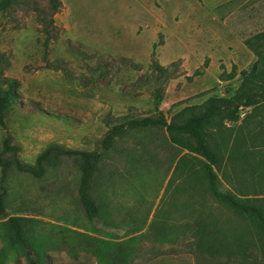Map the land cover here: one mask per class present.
<instances>
[{
  "label": "rangeland",
  "instance_id": "obj_1",
  "mask_svg": "<svg viewBox=\"0 0 264 264\" xmlns=\"http://www.w3.org/2000/svg\"><path fill=\"white\" fill-rule=\"evenodd\" d=\"M58 1L47 40L38 22L44 1L21 0L0 12L2 74L18 84L0 147L8 138L29 164L48 146L99 150L120 118L156 116L155 88L167 120L183 119L185 108L209 96L229 98L255 60L244 40L264 31V0ZM154 62L167 72L154 71ZM233 68L235 77L224 79ZM250 110L240 109V118ZM254 115L242 123L241 138L227 137L238 122L222 117L223 134L206 142L217 155L219 187L256 198L264 210V108ZM125 138L91 188L103 206L100 220L84 218L79 174L66 161L40 178L14 170L6 176L0 234L8 217L22 218L24 238L43 264H264V236L188 175L190 156L175 155L161 139L165 132ZM136 138H151L140 157ZM196 233L215 258L197 259ZM237 245L242 257L225 260L222 248ZM17 259L8 251L0 264H25Z\"/></svg>",
  "mask_w": 264,
  "mask_h": 264
},
{
  "label": "trees",
  "instance_id": "obj_2",
  "mask_svg": "<svg viewBox=\"0 0 264 264\" xmlns=\"http://www.w3.org/2000/svg\"><path fill=\"white\" fill-rule=\"evenodd\" d=\"M45 2V13L38 12V22L43 28L46 40L50 35V27L52 26L51 15L59 7L58 0H42ZM21 4V0H0V12L7 13ZM244 46L255 58L254 62L249 66L248 70L239 72V84L233 90L229 98H216L209 96L205 100V104L200 107H187V115L183 119H176L172 116L169 120L165 119L161 110L158 108L161 101L162 93L160 88H155L153 92L152 108L156 116H147L143 118H120L121 122L113 124L100 140V149L96 151L84 152L71 149H64L59 146H48L40 152L34 159L32 164L21 162L16 155V147L9 145L8 138L1 140L0 147V183L4 181L6 176L12 170L29 174L33 178H40L46 170L55 169L63 163H70L78 171V183L76 195L78 203L81 207L84 218L89 221H98L101 219L103 206L99 200L91 195V188L96 180L101 179L105 169L111 166L113 155L119 150V144L126 140L125 137H134L135 135L148 136L155 131H163L168 138H161L163 143L176 150L175 155L179 154V150L185 151L190 156L191 164L188 175L198 180L208 191L210 196L222 203L230 209L235 215L246 219L255 231L264 236V210L253 204L254 197L243 198L223 190L219 187L220 182L216 175L217 155L206 142L207 138H220L223 134L222 117L230 122H238L236 128H228V138H241L244 127L242 123L248 118H255L254 112L264 108V31L256 33L252 37L244 40ZM5 61L0 55V126L4 125L5 118L10 110L16 105L17 99V82L6 78L2 74ZM152 69L159 74L166 73L167 68L154 62ZM235 77V69H231L224 79L229 80ZM208 92H202L199 96ZM243 108H250V112L246 116L240 118L239 111ZM224 115V116H222ZM180 116V115H179ZM256 123L262 124V119ZM210 128V130H208ZM234 131V135H233ZM135 142L139 146L140 152L151 144V138H136ZM233 143V142H232ZM185 154L177 160H181ZM112 163V164H111ZM4 187L0 185V215L3 216ZM201 230V227L198 226ZM196 239L200 251L197 259L215 258L216 250L208 248L203 243L202 236L196 233ZM2 245L0 248V260L7 257L10 252V259L13 263L17 262V257L22 256L25 264H43L39 255L34 253L30 245L24 238L22 218L16 216L8 217L4 222L3 232L0 234ZM195 245V246H196ZM247 244H244L245 246ZM238 246V245H237ZM212 248V247H211ZM225 260L229 257H238L243 255V249L239 246L233 250L222 248ZM20 253V255H18ZM206 254V255H203ZM214 254V255H213ZM264 254V249H263ZM204 257H203V256ZM245 255V254H244ZM215 256V257H213ZM128 257V256H127ZM203 257V258H202ZM112 264H130L127 259H118Z\"/></svg>",
  "mask_w": 264,
  "mask_h": 264
}]
</instances>
